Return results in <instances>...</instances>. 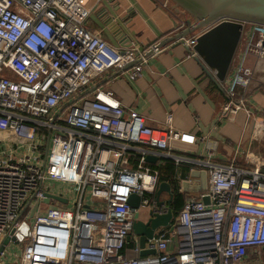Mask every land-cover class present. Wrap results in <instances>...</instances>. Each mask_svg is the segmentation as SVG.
<instances>
[{
    "label": "built area",
    "instance_id": "2783aa9c",
    "mask_svg": "<svg viewBox=\"0 0 264 264\" xmlns=\"http://www.w3.org/2000/svg\"><path fill=\"white\" fill-rule=\"evenodd\" d=\"M89 14L88 0H0V238L22 221L29 224L22 239L14 241L20 245L16 264H238L251 252L260 254L261 165L217 161L214 142L203 157H186L177 145L195 143L203 135L174 127L170 114L163 126H151L110 88L90 89L104 72L132 61L127 76L136 78L149 55L164 46L157 41L114 45L87 26ZM207 27L181 41L191 47ZM242 37L245 43L238 42L224 79L220 117L226 119L241 110L250 115L249 94L264 87L254 63L247 61L249 56L264 60V23L243 21ZM149 154L157 159L146 160ZM162 157L176 165H199L207 186L185 196L176 225L160 226L165 229L146 239L144 247L155 253L141 255L136 235L128 255L124 249L134 212L140 206L155 213L173 209L166 191V199L156 198L155 164ZM181 177L175 172L168 181L171 192L173 185L185 192ZM55 182L67 187L55 191ZM68 189L75 194H66ZM136 198L138 206L131 203ZM71 200L73 205L65 206ZM54 201L64 206L41 207ZM166 227L183 229L173 251L166 250Z\"/></svg>",
    "mask_w": 264,
    "mask_h": 264
},
{
    "label": "crops",
    "instance_id": "0c3cea01",
    "mask_svg": "<svg viewBox=\"0 0 264 264\" xmlns=\"http://www.w3.org/2000/svg\"><path fill=\"white\" fill-rule=\"evenodd\" d=\"M162 3L163 0H88L90 20L87 26L117 46L158 41L164 35L185 26L186 18L190 17L173 0H169L167 6ZM122 33L124 36L121 40L117 39ZM236 55L237 52L232 60ZM247 61L254 63L255 75L264 79V60L255 62L249 56ZM126 69L113 68L104 72L91 85L110 88L126 109L139 111L151 126H163L170 114L174 127L203 135L205 138L195 143L177 145L178 152L186 157H203L209 150L208 146L214 142L215 160L264 167V113L260 112L264 108L263 86L249 94L250 115L241 110L233 118L226 119L220 117L222 103L226 100L225 80H213L205 71L203 61L183 41L169 42L158 53L149 55L141 74L134 79L127 76ZM164 158H160V162ZM202 170L197 164L182 161L175 164L174 174L180 172L181 178L196 185L200 183V175H192L191 172L200 173ZM196 192L185 191L186 195ZM173 219L172 223L176 225V214ZM162 228H157V233ZM166 228L169 238L166 250L173 251L179 246L180 231L183 229ZM136 237L133 234L127 240L124 252L128 255L133 254L131 247ZM8 245L4 248V254L0 255V264L17 263L16 254L20 251ZM246 259L238 264H254L258 260L257 257L248 262Z\"/></svg>",
    "mask_w": 264,
    "mask_h": 264
},
{
    "label": "water",
    "instance_id": "95a60500",
    "mask_svg": "<svg viewBox=\"0 0 264 264\" xmlns=\"http://www.w3.org/2000/svg\"><path fill=\"white\" fill-rule=\"evenodd\" d=\"M176 5L186 10L190 16L186 18L185 26L180 27L174 32L164 35L157 41L158 46H164L169 42L178 43L181 38L189 35L196 29H200L209 25L206 29L200 32L196 38L195 43L191 46L202 61L205 71L215 81H224L230 64L232 62L237 44L239 42L243 21H253L264 23V0H173ZM118 32H121L119 30ZM124 34L122 33L117 39H120ZM121 40V39H120ZM137 60V59H136ZM135 60V61H136ZM134 61L124 65L122 68H128ZM98 85H93L90 89ZM146 160L155 161L157 159L154 155H146ZM260 170L264 172V167ZM192 175H200V183L196 185L190 184L189 180L184 179L180 185L184 191H199L207 186L206 171H192ZM170 183L168 181H160L156 198H159L161 190L168 193L167 201L171 203L173 193L171 192ZM51 196L65 201V198L53 195ZM205 203L209 202L207 195L202 197ZM45 201H49L46 197ZM161 202V200H158ZM132 205L138 206L139 199L131 200ZM36 204L32 207L30 215ZM174 209L168 208L164 213H155L148 211V216L145 219L138 217V211L134 212V220L132 222L131 232L126 239L129 240L131 236H138V244L140 247V254H153L156 252L155 248H145V241L147 238H152L155 230L160 226H167L174 218ZM29 224L22 221L21 224L10 230L0 238V252L10 241L19 242L23 235L27 233ZM172 228V225H171ZM17 229V232H15ZM15 232V233H14Z\"/></svg>",
    "mask_w": 264,
    "mask_h": 264
},
{
    "label": "rangeland",
    "instance_id": "374dc122",
    "mask_svg": "<svg viewBox=\"0 0 264 264\" xmlns=\"http://www.w3.org/2000/svg\"><path fill=\"white\" fill-rule=\"evenodd\" d=\"M89 20H90V15L88 17V21ZM239 41H240L239 46H241L243 43H245L244 37H242ZM53 187H54L55 191H58L61 188L64 189L65 187H67V185L64 182H55L53 184ZM65 193L72 196L73 194H75V191L68 189ZM166 198H167V193L165 191H161L160 199L163 200V199H166ZM72 202H73V200H71L69 203L65 204V206H72L73 205ZM49 206L63 207L64 205H61L59 203V201H54L53 203H51V202H47V203L42 202L41 203V207L43 208V210H45ZM148 211H149L148 206H140L139 209H138V217L141 218V219H145L148 216ZM30 220H31V217L28 218L29 222H30ZM8 244L9 245H13L14 246V250L20 251V245H18V243H13V241H10ZM253 257H257L258 258V260L256 262H254V264H257V263L258 264H264V247L261 248V253L260 254H257L255 252H251V254L248 257V259H246L247 262H248V260H250Z\"/></svg>",
    "mask_w": 264,
    "mask_h": 264
},
{
    "label": "trees",
    "instance_id": "16d2710c",
    "mask_svg": "<svg viewBox=\"0 0 264 264\" xmlns=\"http://www.w3.org/2000/svg\"><path fill=\"white\" fill-rule=\"evenodd\" d=\"M158 169V182L160 181H171V176L174 174L175 171V164L174 161L170 158H164L159 164H155ZM173 181V179H172ZM177 190V189H176ZM175 197L174 200L171 201L173 209L176 210L175 214L179 212L183 205L184 198L186 196L185 192L174 193Z\"/></svg>",
    "mask_w": 264,
    "mask_h": 264
},
{
    "label": "flooded vegetation",
    "instance_id": "af4514ba",
    "mask_svg": "<svg viewBox=\"0 0 264 264\" xmlns=\"http://www.w3.org/2000/svg\"><path fill=\"white\" fill-rule=\"evenodd\" d=\"M172 188H173V192H172V193H173V197H172V200H174V197H175V196H174V195H175L174 193H177V191L175 190V185H173Z\"/></svg>",
    "mask_w": 264,
    "mask_h": 264
}]
</instances>
